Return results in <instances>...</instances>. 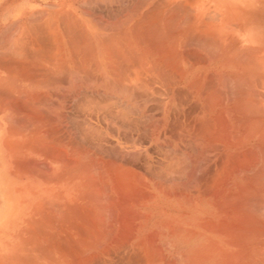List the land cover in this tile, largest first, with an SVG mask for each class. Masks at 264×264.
Listing matches in <instances>:
<instances>
[{
    "label": "bare ground",
    "instance_id": "1",
    "mask_svg": "<svg viewBox=\"0 0 264 264\" xmlns=\"http://www.w3.org/2000/svg\"><path fill=\"white\" fill-rule=\"evenodd\" d=\"M155 1L159 2L160 0L159 1L155 0ZM170 3L167 6L168 9L170 8L169 7ZM172 10H176V9H172ZM170 11L171 10L167 11V13ZM137 12L139 13V11H136V13ZM151 12L152 11L147 10L145 11L144 14L142 13L143 14L142 16H140V14H137L136 16L139 15L140 19L132 23L133 24L132 28L129 23L130 21L127 22L128 26L126 29L128 31L130 29L131 30L133 29L136 30L137 32L130 33V35L133 34L132 37L134 39L132 38L133 40L131 39L132 40L131 42L129 40H127L126 43L124 42L125 45L131 44L130 46L132 47V45L134 46V44H138V42L140 43L139 35L141 34L138 32V29H140V25H139L140 23L138 22L156 19L154 18L156 16L152 17L149 15ZM136 13L134 11L133 14ZM58 14L63 15V13L61 12H59ZM68 15L64 14L61 17L57 15L55 19L56 24H54L55 27L53 28L55 31L52 32L51 36L46 37L47 36L46 35L44 38L46 48L36 49V52L39 51V54L41 53L40 54L41 56L44 53L46 54V56H48L47 53L48 54L51 53L50 54L51 56L53 53L57 55L59 52H66L68 50L74 52L73 54L78 57V58L76 57V59H80V60L82 59V62H84L83 64L81 63V65H75L73 64L74 60L72 59L71 65L64 64L60 66L57 64L59 62L58 59H54L58 62L55 61L56 64L53 66L51 65V67H49L51 71L48 72L49 74H47L49 68H47L45 64L44 65L42 64L40 59L43 60V58L37 53L40 57L37 55H33V57H35L36 60L40 58L39 60H37L38 62H36V60L32 57V55H29L30 57L27 58L29 59V61L31 59V61L33 60L35 61V63H39L38 65L34 64V62L33 63L31 62L33 66L31 63L30 66L29 61L27 63L28 59H26V55H24L25 57L23 56L25 59L24 58L21 59L26 61L25 63H27V65L29 64L28 66L24 65L25 63H22L23 65H14V66L4 65V64L0 65V76H2L3 73L8 75L11 74L12 72H9L11 70L12 71L14 70L15 72L17 71L16 74L20 75L21 72L19 74L18 73L19 71L24 70V68L25 70L30 69L29 71L24 70L22 72L23 77L27 78V80H25L26 83L30 84L28 86H30V88L34 90L28 92V94L30 93L33 94V92H35L34 94L37 93L39 94L37 96H34L33 94L30 97L28 96L24 97L25 96V95L23 96L24 93L20 94L21 91L18 89V87H20L19 84H18L19 86L15 84L18 87L14 86L15 88L18 89L19 94L17 90L16 91L14 89L11 90L10 88L7 89V87L5 86L7 85L8 80L10 81L8 82L10 84L14 81V79L11 78L13 74L10 75V78L8 80H6V78L0 80V93H1L0 95H2V97H0V121L4 122L5 125L8 127V129L5 131V136L2 139V151H1L2 167H3L2 169H3V174L5 176H3V181H2L3 188H1L2 193L0 197L1 198L0 200L2 202L0 204V250H1L0 264H179V263L180 264L181 263L182 264H264V91L261 92L256 91L259 99L252 100L254 98L250 99L249 97V96L252 97L253 94L251 93L255 92L253 86H255L256 81L257 83H259V85H261L258 86L261 87L262 90H264V69H261L264 66L260 64V67H258L257 63L255 64V66H252V64L247 66L240 65L242 68L237 73H234L236 75L231 73L234 76H236L237 80L235 79V82L238 81L240 84L242 83V85H246L247 88H246V92L243 91L244 93L242 92V94H240L242 88H240L239 83L236 82L238 86H234V87L236 88L235 89L236 91L237 89L239 90L240 88V90L236 92V93L240 92L237 94L240 97V98L238 97L240 102L237 106L232 107L230 110L228 109V104H225L224 101H222V104L220 103L221 98H219V101L216 99L217 100L216 102L214 100L215 98H212L214 97L212 96V94L215 95L216 91L212 90L213 91V93L211 94L212 97L209 95V92L204 91V87H202L203 80L209 79L207 80L208 84L214 81L213 80L214 77H211L212 74L209 75L210 72L209 74L207 75L203 74L202 76H201L202 74L201 72V74L197 76L199 77L198 80L196 81L194 80L192 83L187 84L186 88L189 90L192 99L196 101V104L198 106V109L195 108L198 110V112L196 111L197 114L194 113L195 115H193L194 117L193 123H195L194 124L195 126L197 122L198 123L197 126L199 128L197 126H195V128H186V127L181 128L184 125L186 126L185 121H187V119H183L184 125H182L181 123L182 120L180 119L181 121L178 122V127L176 126L178 129L176 131L178 133L177 137L175 135L176 138H174V136L171 133L172 136L170 135L168 136V138H166L169 140L171 139L172 141L176 140V142L170 145L171 147L170 149L171 151H173L174 155L171 154V156H166L162 154L163 157L160 159L161 161L160 167H162L163 172L161 170H160L161 172L160 171L159 172L162 174L164 173L163 175H165V178L164 177L163 178L164 179L169 178V176H171L169 174H173L176 173L177 171H180L178 170L179 167L178 165H180L178 156L180 154L184 156L182 157L183 164L186 165L184 166L182 164L184 167L182 169V172L181 173L177 172L179 174H183L182 179L180 178L181 180L178 179V176L181 177V175L174 174L177 177L172 175L174 179L177 178L176 179L177 181L180 180L179 182L163 184L164 182H166V180L165 181L163 180V182L161 183L155 181L156 179L154 180L152 178L155 176V173L154 171L153 173L150 172L151 165L153 164L152 163L153 160L151 157V153L148 150H144V158L141 161L142 162L141 168L137 169L138 167L135 168L133 165H129V163H127L126 161L125 162L127 163V165H124V162L123 164L118 163L114 159H113L114 161H109L110 158L109 160H104V158H102L104 156L101 157L98 154H93L94 153L93 151H92L93 153L90 152L88 150L89 147L86 148L87 150L84 149L85 148L84 144H83L84 148L83 147L78 148L72 143V139H70L69 137H64L63 135L65 134H63V131L61 132L59 130L60 123L62 121L64 122L66 117L65 114V117L63 118V115L65 113L63 112L64 109L63 103H65V101L69 99V94L71 92L74 93L76 91L74 86V84H76L74 83L75 77L73 79L74 84L72 83L71 80H68L67 78L69 77L71 79L73 75L75 74L78 75L80 72L84 74L86 73L87 70H89V68L86 67L85 65L87 61L91 59L89 57V54L94 53L95 57L92 60H95L96 58L98 60L99 65L95 64L96 66H94L96 70L99 69L104 70L105 71V73L103 72L104 75L109 74L112 78H114L117 76V72H118L117 70H119V68L115 70L116 66L113 64L114 62L113 59L118 61L119 64V59H121L120 56L122 53L124 52L130 53L131 51L132 52L134 51L131 48L129 50L128 49L124 50L125 47L123 49L121 48L116 49L118 47H116L115 49H113L114 47L112 49H109L111 48V46L109 47L105 46L107 44L105 42H104L105 43L104 46L106 48H104L103 46L102 48L104 49H100L99 47L96 49L93 48L91 50L88 46V41L86 40V35L89 33V31H87V34L86 33L79 34L84 38L83 43L77 41L75 38L77 35L74 31V25H73L76 19L74 16L71 15L69 17ZM130 16L132 17L133 15L130 14ZM169 16L171 17H168V15L159 16L157 18V20H159L158 23L159 25L157 24L154 25V23H152L153 25L150 26V28L157 31H155L154 34H152L153 36L148 34L149 35L148 38L144 37L151 41V39L153 38L155 39L154 35L157 32L155 43L158 44L157 47L159 48L152 47V49L149 48L150 50H148L147 47L150 46L147 45V47H145L144 49V47L142 48L141 45L139 44L138 46H140L142 49H139L140 47L137 48V51L138 49L140 50L139 53H142L143 51H144L143 53L148 52L147 60L150 59L153 60V62L151 60L149 62V64L151 62L154 64H150L151 68L150 67L149 68L151 73H149L148 76L151 77L152 76L151 74H153L152 78L155 77L158 80L159 83L158 85L164 87L172 86V85L175 86L183 83L185 80H187L189 76H192L194 74L196 70V64L197 63L199 64L198 60L197 62L196 61L193 63L192 61L190 62L189 58H187V56L184 54V51H182L183 49L181 48L184 38L186 39V41L184 42H187L188 39L186 38L188 32L184 31L182 27V23L186 24V22L183 21L185 20V18L181 17V15H179V17L172 15ZM122 19L124 20L125 16ZM128 19L131 20V18ZM191 19L192 18L190 19L188 18V20ZM55 20H51V21H55ZM71 21L73 23L70 25ZM171 21H176L175 24L174 22H172L174 24L173 26L177 29L178 28L180 29L177 30L174 28L175 32L176 30L178 31L177 33H175L176 36L172 35L174 38L173 40L175 41L172 40L170 35L167 36L166 34V32L168 33L167 30H170ZM59 22L61 23L62 29L63 28L67 29L65 33L58 31ZM189 22L192 23V25L194 24L193 28H196L197 25L199 24V21L197 20H195L194 22L191 21ZM120 23L119 25H122L123 21L122 24ZM45 24L44 26L40 27L43 29L42 32L44 31V29H46L44 27L48 26ZM83 26L84 25L80 27L81 30L87 28ZM75 27L77 26L75 25ZM204 27L205 29L202 28V30L196 28L193 31V28H189V29L192 30V31L190 30L192 34L193 32H195V30L198 31L200 30L202 33L203 32L208 33L207 31L211 30L210 29L211 26L205 24ZM30 28L33 29L32 26H30ZM80 28L78 30H80ZM112 28L114 29V27H111V29ZM143 28L145 30V27H142V29ZM146 28L148 29L149 26H146ZM38 30L39 32H41L39 28ZM113 31L115 32L116 30H112V32ZM200 31L198 36H201ZM15 32H17V30ZM35 32L37 33V31ZM47 32L49 33L50 31ZM43 33L45 35V31ZM171 33L173 34L174 31H172ZM109 35H111V33L108 34V37ZM125 35L127 34L125 33ZM203 35L201 36L202 38ZM36 36L38 37V35ZM150 36L153 38H150ZM198 36L196 37L199 38ZM204 36L205 38H207L206 35ZM65 37L67 38V40H65L66 42H64ZM95 37H97V35ZM115 38L116 37H114L113 39L115 40V42H117L116 40L117 38L116 39ZM121 38L122 39H120V41L123 40V37ZM107 39L108 38H106V40ZM113 39L111 38V40ZM124 39L126 40L128 38L124 37ZM146 39H143L144 42H146ZM211 40H210L211 46L215 51L218 52V55L215 58L217 60H222V64L220 67L231 66L230 63L235 62L236 59H238L236 61L237 62L236 64L238 65L239 63L238 61H241L240 60L241 57L235 56L236 53L233 55L234 56L233 58L231 56L225 55L224 52L227 47L225 41H220L216 43L215 42L216 39H214V41L212 42ZM41 41L38 40L33 41L32 46L33 43L35 42L41 43ZM95 41H97L96 45H98V40ZM108 41H110V39H108ZM120 41L118 40V43ZM170 41L175 42L176 45L175 48L168 50V48H166V45L174 46V43H171ZM45 44L43 43V45ZM59 44L62 45L60 46L61 48L59 47ZM65 44L67 45L70 44L71 46H73V49L69 50L65 48ZM40 45L42 46V44ZM37 46L39 45L37 44ZM74 46L76 48H74ZM192 46H195V44ZM197 46H195V49ZM128 47L129 46H127V48ZM190 47L191 46L189 43V48ZM195 49L190 48V50L193 51ZM24 51L25 50H23V52ZM137 51L135 53H137ZM171 51H174V54H171ZM206 51H204V53ZM233 53L234 52H232V54ZM237 53L241 54V52H237ZM242 54H243L242 57H244V52ZM13 56L14 55H12V57ZM52 56L54 57L55 55ZM69 56H71V54H69ZM127 56L126 57L123 56L122 58H125L127 62L131 61V60H127L130 59V57ZM130 56H132V53H130ZM16 58H13V60ZM141 58L143 57L141 56ZM141 58L138 57L137 60L138 59L140 60L136 62H141V61L143 62L144 58L143 59ZM246 58L247 57H245V60ZM125 59L124 60L121 59L120 61V63L122 64L121 67L124 66L123 69L125 68V65H123L122 60L125 62ZM214 59H212V55H211L210 60H214ZM248 59L249 57L247 58V61ZM259 59L261 60L262 58ZM48 60L49 59H47L46 61ZM92 60L90 61L91 63ZM111 60L113 61L112 64L105 63V61L109 62ZM210 60L207 59V62L206 61L205 62L208 63V61ZM46 61L44 57V62ZM227 61H229V63H227ZM250 61L253 63L256 60L253 61L251 59ZM40 62L42 65L40 64ZM132 62L134 61L132 60ZM144 62L146 61L144 60ZM249 62H246L244 64H247ZM134 63H130V62L127 63L131 67L130 69H133L132 68L133 65L131 66V64ZM147 63L148 62H146V64ZM204 63L203 65H201L202 68H205L207 65H209V64L204 65ZM127 64L126 67H128ZM145 65H143V67ZM256 65L258 68L256 67ZM135 66H137V64H135ZM121 67L120 69H122ZM139 68H138V72H139ZM146 69H144L145 72L140 70V72L144 74L143 80L147 82L148 81L151 82L150 80L151 78L147 80V75H145L148 74L146 73L147 71L149 72V70ZM44 70L46 72H44ZM64 70H67L68 72V74L66 73L68 76L67 78H65L67 79L66 81H68L66 86L67 85L68 86L66 88L62 86L64 87L63 89L65 92H59L61 88L60 87L61 84H59V82L61 81V79L56 80L55 79L56 77L53 79L52 76L51 79H53V81L59 80V82L56 83L54 82V86L52 90H48L47 87H44V84L47 85L46 81L48 79V78L45 79V77H48V75L54 76V74L57 72L58 74H60L59 71L62 73ZM92 71L95 72L94 70ZM120 72L121 70H119V73ZM223 72L218 73L216 75L217 77L215 76L218 79V81L221 80L222 78L228 79L226 78V76L224 75L225 73ZM258 72L261 73L258 74ZM129 73L131 72L127 73L131 77L132 73L131 74ZM139 73L136 79L130 80L129 83H127L126 80L124 81L122 80L123 82L126 81L125 83L127 84H124L123 82L118 83V81H120L123 78L120 79L116 77V80L118 79L120 80L116 82L114 79V83L112 85L123 84L124 85L123 87H126L127 91L130 90L129 92L133 91L134 89L136 90L137 87H142L143 90L146 87L145 86L146 84H144L146 82L141 81L142 77L140 76L139 78ZM58 74H55V76ZM66 74L64 76H66ZM134 74L132 75L135 78L136 74L135 75ZM205 76L206 77L208 76V78L206 79ZM209 76L213 81L210 79ZM15 77L17 76L14 75V78ZM78 77H76V79H78ZM82 78L83 80H85L84 78L86 79L88 78L89 80L91 79V81H93L92 78H89L88 76L87 77L83 76ZM97 79L99 80V78ZM255 79L258 80L254 81ZM21 80L24 79H20V81ZM50 80L48 79V82ZM100 80L99 82L101 83H99L98 81H97L98 84L94 82L93 89H99L103 84H104L103 86H105V83H103L104 81L103 80L100 81ZM53 81L51 80V84L49 85H52ZM108 81H111V79ZM222 81H220L222 86L217 81L216 82L221 87H223ZM232 81L233 80L230 81L227 80V82L224 81V83H231ZM64 82L62 80V82L60 83H64ZM112 82L113 80L110 83ZM216 82L214 83L215 86H217L216 88H218L216 90L219 91L220 89V91L222 92V90L225 88L223 87L222 89L220 86L219 88L218 85H216ZM235 82L233 84H229L230 88L231 86L233 87V85L236 84ZM152 83H157L154 82V78ZM83 85H84L83 88H85V90H87L86 88H90L91 91L93 90L92 87H90V84L89 87L88 84H86V82H84ZM79 86L82 87L81 84ZM148 87H151V84H149ZM209 87L208 89H211ZM5 89L10 92V94H8L9 96L7 97H3L4 95L2 94L3 93L2 91H5ZM113 89H110L109 91L112 92ZM145 89H147V87ZM156 89L157 88L153 89L154 91L152 90L153 93L156 92L155 91ZM167 89L165 91H167ZM231 89L234 90V88ZM116 90L117 92L118 91L124 92V90L121 89L120 90L116 89ZM159 90H157V92ZM181 90L183 91L184 89ZM51 91L54 92L53 95ZM114 91L115 90H113V92ZM149 91L147 90L146 92L150 94ZM174 91L175 90H173V92ZM113 92L112 94L115 93ZM123 92L121 93L122 95H124ZM161 92H163V90H161ZM96 93H100V90H98V92ZM103 93L105 94L104 96H106L107 94L108 99L112 95L105 93V90ZM142 93L143 95L146 94L144 91ZM158 93H160V91ZM102 94L101 95L98 94L97 96L98 97L100 96L99 98H101ZM121 94L119 95L122 97ZM132 94L130 95L131 97L132 96L135 97L137 95L136 94L134 96V94L133 95ZM161 94L163 93H160V95ZM83 95H87V94H83ZM127 95L126 97H128ZM254 95L255 97L257 96L256 94ZM22 96L23 98H21ZM95 96H91V98L89 97L90 99L87 98L88 96H85L86 100H90L89 102L90 106H93L91 105V103L92 104L94 103L95 101L94 99L96 98ZM120 96L117 99H124L121 98ZM79 97L81 98L80 94ZM157 97L158 95L156 96V98ZM136 98H138V96H136L135 99ZM144 98L146 97L144 96ZM91 99H93L94 101L91 102ZM114 99L116 98L114 97ZM168 99L169 98H167V100ZM172 99L174 98L172 97ZM81 101L86 102L82 99ZM81 103L79 104L81 105ZM87 103H83V104L86 105ZM95 103H96L95 105H97L98 103L101 104L98 101H95ZM79 104L78 106H76V108L77 107L79 108ZM99 104L97 106H99ZM184 104L182 103L181 105L183 106ZM165 105L166 106H164V109L172 108V107H168L167 103ZM182 106H180V108ZM191 107L192 106L190 104V108ZM40 108L43 111V113L41 110H39ZM95 108L97 109V107ZM100 108H103V106L99 107V109ZM217 108H221L222 112L217 114L215 112ZM195 109L194 110L191 109V111L195 112ZM64 110L66 111V106ZM92 111H94V109ZM92 111H88V112L84 111L87 114V116L85 117L88 120L87 121L81 120V121H83V123L89 121L88 125L91 126L92 120H94L95 123L93 124L95 125V127L99 128L100 125H98L99 124L98 114L97 112H92ZM77 112L76 114L78 115V113L81 111H79L78 113ZM82 115H78L77 117L79 118V116ZM221 116H223V118L224 116H226L224 118V121L221 118ZM81 118L84 119V116L80 117L79 119ZM226 118L227 120L229 119L228 124L229 121L234 122V124L235 123L237 124V128L236 127L230 128L232 127L230 126L231 124L230 123L227 130L226 129L227 126L225 128V125L222 124V122H225ZM109 119L111 120V118ZM191 122H189L188 124H190ZM179 123H181L182 125L181 127H179ZM112 124L113 123H111V126ZM156 126L154 125V127ZM190 127H193V125L192 126L190 125ZM15 128L16 129L20 128V131H17L19 129L16 130ZM90 131L92 132V130ZM93 132L92 134H94ZM85 133L86 131L84 132V134ZM163 133L165 132L163 131ZM89 135H91V133ZM183 137L189 140L188 141L186 139L187 140L186 143H190V145L189 144L188 145L191 146L188 148L190 150L189 152H184V148L183 151L179 149ZM76 140L78 141L77 138ZM156 140L159 141V139ZM251 141H255V144L252 146L250 145ZM76 142L74 143L76 144ZM111 150L113 149L111 148L110 151ZM177 153L179 155H177ZM99 154H101V152H99ZM120 155L119 157L123 156ZM29 157L38 158V160L35 159V162L33 163L35 165L33 167H31L30 163H28L29 161H27ZM121 159L124 160V158ZM180 161H181V157H180ZM179 168L181 169V167ZM151 174H153L154 176ZM197 174L199 176H196ZM171 177L168 179V182L171 181L172 179ZM151 222L154 229L150 231L151 234H146L148 233L147 229L150 228L149 224ZM166 243L168 244V246L166 245ZM165 245L167 247H165ZM180 248L183 250L180 251Z\"/></svg>",
    "mask_w": 264,
    "mask_h": 264
},
{
    "label": "rangeland",
    "instance_id": "2",
    "mask_svg": "<svg viewBox=\"0 0 264 264\" xmlns=\"http://www.w3.org/2000/svg\"><path fill=\"white\" fill-rule=\"evenodd\" d=\"M104 1L105 0H59V3H58V6H56V7H53V8H46V9H43V11L42 12H39V14H36V16H34V20L35 21H33V20H31V21H25L23 24H21V25H18V24H14V25H11L10 27H9V29L7 28L6 30H5V33H6V35L5 36H0V59L1 58H3V59H1L0 60V62L2 63H0V65H10V66H14V65H23L22 63H25L26 61H24V60H22L25 56L24 55H26V59H28L27 57H30L29 55H32V57H33V55H37V56H39L40 54H39V51L38 52H36V49H41V48H46V44H45V36L46 37H49V36H51V34H52V32H54L55 30L53 29L54 27H55V25L54 24H56L55 22H56V17H57V15L58 16H63L64 14L66 15H68L69 17L72 15V16H74L75 17V19H76V21H74V31H75V33H76V40L77 41H79V42H82L83 43V40H84V38L81 36V35H79V34H81V33H86L87 34V31H89V33L86 35V40L88 41V46H89V48L92 50L93 48L94 49H96V48H99L100 47V49H104V48H106L105 46H111V48H109V49H112L113 47V49H115L116 47H118V48H116V49H123L124 47L126 48H124V50H129L130 48L132 49V50H134L133 52H134V54H133V52L131 51L130 53H132V56H130V53H128V52H124V53H122L121 54V59H125V58H122L123 56H127V57H130V59H127V60H131V61H126V59H125V62L122 60V63H123V65H125V68L123 69V67L124 66H122L121 67V63H120V61H121V59H119V64H118V61H116L115 59H113L114 60V62L111 60V61H105V63H107V64H109V63H111L112 64V62H113V64L116 66V68H115V70L117 69V68H119V70H121V72L119 73V70H117L118 72H117V78H123V79H118V80H120V81H118V80H116V77H114V78H112L109 74H105L104 75V73H105V71L104 70H96V68L94 67V66H96V65H99V63H98V60H97V58L95 59V60H92V59H94V57H95V54L94 53H90L89 54V57L91 58V59H89L88 61H87V63L85 64L86 65V67H88L89 68V70H87L86 71V73H82V72H80L79 74H82L83 76H88L89 78H92V80L93 81H91V79L89 80L88 78L86 79V78H84L85 80H83V76L82 75H77V74H75V75H73L72 77H71V79L68 77L67 78V74H68V72H67V70H64V71H66V72H60L59 71V73L60 74H58V72L57 73H55V74H58V75H56L55 76V74H54V76L53 75H48V77H45V79L46 78H48L49 80L51 79V76H52V78L54 79L55 77V79L57 80V79H61V81L60 82H62V80H63V82L64 81H66L67 79L68 80H71L72 81V83H73V79H74V77H75V79H74V83H76V84H74V86H75V89H76V91L73 93V92H71L70 94H69V99H67V101H65V103H63V105H64V109H65V106H66V111L63 109V112H65L64 113V115H63V118L65 117V114H66V117H65V120H64V122L62 121L63 120V118H62V122L60 123V128H59V130L62 132L63 131V134H65V135H63L64 137H69L70 139H72V143L75 145V146H77L78 148H82L83 147V144H84V149H86V148H88L89 147V151L90 152H92L93 154H98V155H100L101 157L102 156H104V157H102V158H104V160H109V158H110V160L109 161H116V162H118V163H122L123 164V162H124V165H127V163H129V165H133L135 168L136 167H138L137 169H139V168H141V161L143 160V158H144V150H148L150 153H151V157H152V160H153V164L151 165V173H153V171H154V173H155V176L153 175V174H151V175H153L154 177H152L155 181H158V182H163V180L165 181L166 180V182H164L163 184H169V183H177V182H179L181 179H182V177H183V174H179V173H177V172H182V169L184 168L183 167V158L182 157H184V156H182L181 154V156L177 153V155H179L178 156V159H179V163H180V165H178L179 167H181V169L178 167V170H180V171H177L176 173H173V174H169V175H173V176H175V177H177L176 175H174V174H179V175H181V177L180 176H178V179H180V180H176V179H174V177L172 176H169V178L171 177L172 179H171V181L170 182H168V179L169 178H166V179H164L165 178V175H163L162 173H160L163 169H162V167H160V164H161V161H160V159L163 157V155H166V156H171V154L172 155H174V153H173V151H171V147H170V145H172V143H174V142H176V140H169V139H166V138H168V136H170L171 135V133H172V135L174 136V138H176L177 137V135H178V133L176 132L178 129H177V127H178V122H180L181 120V123H182V125H184V120L183 119H187V121H185V124H186V126L184 125V126H182L181 125V123H179V127H181V128H184V127H186V128H195V126H197V122H196V125L194 126V124L195 123H193L194 122V117H193V115H195V114H197L196 113V111L198 112V106H197V104H196V101L194 100V99H192V96H191V93L189 92V90L186 88V86H187V84H189V83H192L194 80L196 81V80H198L199 79V77H197V76H199L200 74H201V72H202V74H201V76L203 75V74H209V72H210V74L209 75H211L212 74V76L211 77H214V81L211 79V77H210V79L213 81V82H211V83H209L208 84V82H207V80H209V79H207L208 78V76L206 77L205 76V78L207 79V80H205L206 82H207V84H206V82L203 80V84H202V87H204V91H206V92H209V95L211 96V94L213 93V91L212 90H214V91H216V94L215 95H213L212 94V96H214V97H212V98H215L214 100H215V102L218 100L219 101V98H221L220 99V103L222 104V101H224L225 102V104H228V109L230 110L232 107H234V106H237L238 104H239V102H240V100H239V95H237L238 93H240V94H242V92L244 91V92H246V88H247V86L246 85H242V83L240 84L238 81H236V82H238L239 83V87L240 88H242L241 89V91L240 92H238V93H236L237 91H239L240 90V88H239V90L237 89V91L235 90L236 88L234 87V86H238V84L235 82V79H236V76H234V75H236V74H234V73H237L239 70H241V66L240 65H243V66H247V65H251L252 64V66H255V64L257 63L258 64V67H260V64L261 65H263L264 66V0H169V1H167V0H158L159 2H157V1H155V0H151V1H154L153 3H149L148 5H147V3H142V2H144V1H147V0H135L136 2H138V5H137V8H138V11H139V14H140V16H142L144 13H145V11H147V10H149V11H152V12H154V13H150L149 15L150 16H152V17H154V16H156V17H154V18H156V19H153V20H149V21H139L138 23H140L139 25H140V29H138V32L142 35V37H141V35H139V40H140V43L138 42V44L139 45H141V47L143 48L144 47V49H145V47H147V45L148 46H150V47H147L148 48V50H150V49H152V47H154V48H159V47H157L158 46V44L157 43H155V39H156V35H157V32L155 33V35H154V37H155V39L153 38V37H151V36H153L152 34H154V32L155 31H157V30H154V29H152V28H150V26L151 25H153L152 23H154V25L155 24H157V25H159L158 23H159V20H157V18L159 17V16H167L168 15V17H171V16H169V15H172V16H178L179 17V15H181V17H184L185 18V20H183L184 22H186V24H184V23H182V27H183V29H184V31H186V32H188V34H187V37L186 38H188L187 39V42L189 41V39H190V41L187 43V42H184V41H186V39L184 38V41H183V44L180 46L183 50L182 51H184V54L187 56V58H189V61L191 62L192 61V63L193 62H197V60H198V62H199V64L197 65L196 64V70H195V72H194V74L192 75V76H189L188 78H187V80H185L183 83H181V84H179V85H172V86H166V87H164V86H159L158 84V80L155 78V77H153L154 78V82H157V83H152L153 82V78H152V76H153V74H151L152 76L151 77H149L148 75H149V73H151V71H150V68H151V66H150V64H154V63H152L153 62V60H151L152 62L149 64V62H150V60H147V55H148V52L145 54V53H143L142 51V53H139V49H142L140 46H138V44H134V46L132 45V47L130 46L131 44H129V45H125V43H126V41L127 40H129L130 42L134 39L133 37H131L130 35H128V34H130V30L128 31L126 28H122V25H119V23H120V21H118V20H115V18L117 17V16H119L121 13H123V12H130V10L131 9H134L136 6H131V5H108V4H105L104 3ZM148 1H150V0H148ZM174 1V2H173ZM156 2V3H155ZM171 2V3H170ZM170 3V5H169V7L171 8H169L168 9V4ZM144 5H146V6H144ZM179 5H180V7H179ZM143 6V7H142ZM172 6V7H171ZM182 6H183V9H182ZM143 8V9H142ZM184 8H187V9H184ZM160 9V10H159ZM172 9H176V10H178V11H176V10H172ZM182 10V11H180V10ZM85 10V11H84ZM141 10V11H140ZM169 10H171L170 12H168L167 13V11H169ZM184 10V11H183ZM81 11V12H80ZM193 11V12H192ZM59 12H61V13H63V15H59L58 13ZM68 12V13H67ZM85 12V13H84ZM87 12V13H86ZM176 12H178V13H176ZM143 13V14H142ZM171 13V14H170ZM42 14V15H41ZM74 14V15H73ZM217 16V17H216ZM52 17V18H51ZM188 18L190 19V18H192L191 20H188ZM42 19V20H41ZM50 21H49V20ZM83 19V20H82ZM88 19V20H87ZM51 20H55V21H51ZM79 20V21H78ZM87 20V21H86ZM187 20V21H186ZM195 20H197V21H199V24L197 25V29H201L202 30V28L203 29H205V24L206 25H208V26H211V30L210 31H207L208 33H206V32H201L200 30V35L202 36L204 33H206V34H204V35H206L207 36V38H205V36L203 35V38L201 37V36H198V34H199V31L198 30H195V32H193V34H192V32H190V30L191 29H189V28H193L194 27V24L192 25V23H190L189 21H191V22H194ZM43 23H42V22ZM44 21H45V23H44ZM182 21V22H183ZM52 22V23H51ZM81 22V23H80ZM172 22H174V24H175V22L176 21H171V23H170V30H172V31H174V33L172 34L171 32L172 31H170V30H167L168 31V33L166 32V34H167V36L168 35H170L171 36V38H172V40L174 39L173 38V36H176L175 35V33H177L178 31V29L177 28H175L173 25V23ZM188 22V23H187ZM33 23H35V24H33ZM49 23V24H48ZM73 22L71 21V23H70V25L72 24ZM131 23V22H130ZM134 23V22H133ZM150 23V24H149ZM38 24V25H37ZM44 24L45 25H48L47 27H44V28H46V29H44V31H45V35H44V31L42 32V28H40V27H42V26H44ZM54 25V26H51V25ZM100 24V25H99ZM120 24H122V22L120 23ZM148 24V25H147ZM171 24H172V26H171ZM190 24V25H189ZM17 25V26H16ZM27 25V26H26ZM37 25V26H36ZM75 25L77 26V27H75ZM82 25H84L83 27H87V28H85V29H83V30H81V28L80 27H82ZM86 25V26H85ZM14 26V27H13ZM29 26V27H28ZM30 26H32L33 27V29H31L30 28ZM96 26V27H95ZM146 26H149V28L147 29L146 28ZM29 29H28V28ZM36 27H38L40 30H41V32L43 33H41V32H39V30H38V28H36ZM94 27V28H93ZM100 27H102V28H100ZM111 27H114V29L112 28L111 29ZM142 27H145V30H144V28L142 29ZM182 27H181V29H182ZM186 27V28H185ZM15 28H16V30H17V32H15L16 30H15ZM50 28V29H49ZM73 28V27H72ZM80 28V30H78ZM96 28H97V30H96ZM104 28V29H103ZM109 28V29H108ZM117 28V29H116ZM119 28V29H118ZM177 29L176 30V32H175V29ZM196 28H193V31H194V29H196ZM14 31H13V30ZM23 29V30H22ZM53 29V30H52ZM77 29V30H76ZM90 29V30H89ZM94 29V30H93ZM104 31H103V30ZM11 30V31H10ZM64 30V31H63ZM66 30L67 29H62V26H61V23L59 22V27H58V31L59 32H62V33H65L66 32ZM85 30V31H84ZM112 30H116L114 33L112 32ZM180 30V29H179ZM35 31H37V33L35 32ZM47 31H50L49 33L47 32ZM80 31V32H79ZM103 33H102V32ZM119 33H118V32ZM121 31V32H120ZM125 31V32H124ZM152 31H153V33H152ZM170 31V32H169ZM192 31V30H191ZM198 31V32H197ZM12 32V33H11ZM39 32V33H38ZM79 32V33H78ZM96 32V33H95ZM117 32V33H116ZM133 33H135V32H137L136 30H133L132 31ZM196 32H197V34H196ZM23 35H22V34ZM46 33H48V34H46ZM78 33V34H77ZM99 33V34H98ZM106 33H108V34H110L111 33V35H109V37H108V34H106ZM125 33L127 34V35H125ZM151 33V34H150ZM196 35H195V34ZM40 34H42V35H40ZM118 34V35H117ZM151 35L150 36V38H153V39H151V41L150 40H148V39H146V38H148L149 37V35ZM207 34H209V35H207ZM211 34V35H210ZM22 37H20V36ZM29 35V36H28ZM36 35H38V37L36 36ZM93 35V36H92ZM97 35V37H95V36ZM125 35V36H124ZM173 35V36H172ZM9 36V37H8ZM25 36V37H24ZM129 36V37H128ZM189 36V37H188ZM194 36V37H193ZM196 36H198L199 38H197ZM208 36H209V38H208ZM95 38V40H98V45H96L97 44V41H95L94 40V38ZM113 39L114 37H116L115 39L117 40V42H115V40L113 39V40H111V38ZM119 37V38H118ZM121 37H123V40H121V41H123V42H121L120 41V39H122ZM124 37H126V38H128V39H124ZM144 37H146V38H144ZM196 37V38H195ZM213 37V38H212ZM20 38H21V40H20ZM40 38V39H39ZM42 38V39H41ZM102 38V39H101ZM106 38H108V39H110V41H108V39L106 40ZM133 38V39H132ZM223 38V39H222ZM25 39V40H24ZM30 39V40H29ZM44 39V40H43ZM92 39V40H91ZM105 41H104V40ZM132 39V40H131ZM136 39V38H135ZM143 39H146V42H144V40ZM193 39V40H192ZM211 39H213V40H211ZM214 39H216L215 40V42L217 43V42H220V41H225V43L227 44V47H226V50H225V55L226 56H231L232 58L234 57L233 55L235 54V56H238V57H241V58H243L244 60H245V57H249V59H248V61H247V58H246V60L244 61L243 59H241L240 58V60L241 61H238L239 63H238V65L236 64L237 62V60L238 59H236L235 60V62H231L230 63V65L231 66H227V67H220L221 66V64H222V60H217L215 57L218 55V52L217 51H215L214 49H213V47L211 46V43H210V40H211V42L212 41H214ZM219 39V40H218ZM221 39V40H220ZM20 40V41H19ZM41 41V43L39 42H35V43H33V46H32V42L33 41ZM65 40H67V38L65 37L64 38V42H66ZM91 40V41H90ZM118 40L121 42H119L118 43ZM192 40V41H191ZM3 41V42H2ZM13 41V42H12ZM102 41V42H101ZM173 41H175V40H173ZM173 41H170L171 43H174V46L173 45H166V48H168V50L169 49H173V48H175V42H173ZM7 42V43H6ZM22 42V43H21ZM25 44H24V43ZM45 44V45H43V43ZM93 42V43H92ZM107 43L106 45H105V43ZM125 42V43H124ZM144 44H143V43ZM151 42H152V44H151ZM169 42V43H170ZM203 42V43H202ZM76 43V42H75ZM93 45H92V44ZM101 43V44H100ZM112 43V44H111ZM117 43V44H116ZM189 43H190V48H193V49H195V46H197L196 47V49L193 51V50H190V48H189ZM11 44H13V45H11ZM37 44L39 45V46H37ZM40 44H42V46L40 45ZM155 44V45H154ZM195 44V46H192V45H194ZM3 45V46H2ZM5 45V46H4ZM16 45V46H15ZM26 45V46H25ZM101 45V46H100ZM105 45V46H104ZM137 47H136V46ZM8 46V47H7ZM15 46V47H14ZM23 46V47H22ZM60 46H62L61 44H59V47ZM64 46V45H63ZM77 46V45H76ZM80 46H82V45H80ZM87 46V47H88ZM104 46V48H102ZM127 46H129L128 48H127ZM188 46V47H187ZM199 46H200V49H199ZM5 47V48H4ZM10 47V48H9ZM14 47V48H13ZM24 47H25V49H24ZM49 47V46H48ZM107 47V48H108ZM140 47V48H139ZM7 48V49H6ZM33 48V49H32ZM35 48V49H34ZM61 48V47H60ZM65 48H67V49H69V50H71V49H73V46H71L70 44H65ZM74 48H76L75 46H74ZM137 48H139L138 49V51H137ZM150 48V49H149ZM160 48H161V46H160ZM189 48V49H188ZM234 48V49H233ZM9 49V50H8ZM11 49V50H10ZM16 49V50H15ZM20 49V50H19ZM30 49H32V50H30ZM188 49V50H187ZM233 49V50H232ZM237 49V50H236ZM244 51H243V50ZM4 50V51H3ZM22 50V51H21ZM23 50H25L24 52H23ZM137 51V53H135L136 51ZM201 51V52H199V51ZM207 50V51H206ZM208 50H209V52H208ZM240 50V51H239ZM16 51V52H15ZM204 51H206V52H208V53H204ZM241 52V54L239 55L237 52ZM15 52V53H14ZM232 52H234L233 54H232ZM244 52V57H242V53ZM39 55H38V54ZM67 53V54H66ZM74 52H71V51H66V52H59L57 55L55 54V53H53L52 55H55L54 57L52 56H50V54L51 53H47V55L48 56H46V54L43 56H41L42 58H43V60H41L40 58V61L42 62V64L44 65L45 64V66H47V68H49V67H51V65L53 66V65H55L56 64V62H58L57 64L58 65H60V66H62V65H66V64H68V65H71L72 64V62H71V60L73 59L74 61H73V64H75V65H81V63L83 64L84 62H82V59L80 60V59H76V57L77 56H75L74 54H73ZM210 53V54H209ZM249 53V54H248ZM16 54V55H15ZM20 54H23V55H20ZM69 54H71V56H69ZM73 54V55H72ZM136 54V55H135ZM144 54V55H143ZM171 54H174V51H171ZM176 54V53H175ZM12 55H14L13 57H12ZM19 55V56H18ZM65 55V56H64ZM211 55H212V59H214V60H210V58H211ZM247 55V56H246ZM2 56V57H1ZM6 58H5V57ZM18 56V57H17ZM24 56V57H23ZM36 56V57H37ZM39 56V57H40ZM50 56V57H49ZM57 56V57H56ZM72 56H75V57H72ZM92 56V57H91ZM141 56L144 58V60L146 61V62H148L147 64H146V62H144V60H143V62L141 61V62H136V61H139L140 59H138L137 60V58L139 57V58H141ZM145 56H146V58H145ZM194 56H195V58H194ZM207 56V57H206ZM210 56V57H209ZM225 56V57H226ZM17 57V58H16ZM31 57V58H32ZM44 57H45V61L47 60V59H49L48 61H46V62H44ZM133 57V58H132ZM214 57V58H213ZM238 57H236V58H238ZM251 57V58H250ZM254 57V58H253ZM13 58H16V59H14L13 60ZM22 58V59H21ZM34 59H35V57H33ZM38 58V57H37ZM52 58V59H51ZM78 58V57H77ZM134 58H136V59H134ZM143 58H141V59H143ZM259 58H262L261 60L259 59ZM25 59V58H24ZM39 59H37V60H39ZM54 59H58V61H56V60H54ZM61 59H64V60H61ZM66 59H68V60H66ZM149 59V58H148ZM207 59H209L210 61H208V63H206L207 62ZM253 60V61H255V62H251L250 60ZM257 59H259V60H257ZM36 60V59H35ZM36 60V62H38ZM53 60V61H52ZM66 60V61H65ZM92 60V63L90 62ZM97 60V61H96ZM118 60V59H117ZM132 60L134 61V62H136V63H134V62H132ZM203 60V61H202ZM231 60V59H230ZM243 60V61H242ZM20 61V62H19ZM22 61V62H21ZM28 61H29V59L27 60V63H28ZM52 61V62H51ZM56 61V62H55ZM77 61H78V63H77ZM116 61V62H115ZM206 61V62H205ZM250 61V62H249ZM33 63L34 62V64H36V65H38L39 63H35V61H31V59H30V61H29V64L30 63ZM41 62H40V64H41ZM50 63V64H48V63ZM55 62V63H54ZM65 62V63H64ZM66 62H68V63H66ZM77 64H76V63ZM134 63V64H131V66L133 65L134 67H137V68H134L133 66H132V68L133 69H130L131 67L129 66V64H127V63ZM205 62V63H204ZM226 62V61H225ZM224 62V63H225ZM246 62H249V63H247V64H244V63H246ZM6 63H8V64H6ZM19 63V64H18ZM21 63V64H20ZM27 63H25L24 65H26V66H28L27 65ZM31 63V64H32ZM172 63V62H171ZM203 63H204V65L205 64H209V65H207L205 68H202V66L201 65H203ZM227 63H229V61H227ZM31 64H30V66H31ZM41 64V65H42ZM93 64V65H92ZM96 64V65H95ZM106 64V65H107ZM126 64H127V66L128 67H126ZM135 64H137V66H135ZM146 64V65H145ZM91 65V66H90ZM143 65H145V66H147V67H143ZM32 66H33V64H32ZM94 68H93V67ZM199 66H201V67H199ZM120 67L122 68V69H120ZM140 67V68H139ZM150 67V68H149ZM199 67V68H198ZM256 67H257V65H256ZM257 67V68H258ZM26 68H28V67H26ZM129 68V69H128ZM138 68H139V72H140V70L141 71H143V72H145V70L144 69H148L149 70V72L147 71L146 73H148V74H145V75H147V80H149V78H151L150 80H151V82L150 81H144L143 80V77H144V74L143 73H139L138 72ZM198 68V69H197ZM218 68V69H217ZM227 68H229V69H227ZM143 69V70H142ZM146 69V70H147ZM199 69H200V71H199ZM223 69V70H222ZM225 69H226V71H225ZM261 69H264V67L263 68H261ZM24 70H25V68H24ZM24 70H22V71H19L18 73L20 74V72H21V74L20 75H18V74H16V72L14 71H9V72H12L11 74H2V76H0V80H2V79H5L6 78V80H8L9 78H10V75H12L11 76V78H13L14 79V81L10 84V83H8V82H10L9 80H8V82H7V85L5 86V87H7V89H14L15 91L17 90V92H18V94H19V91H18V89L21 91L20 92V94H23V96L24 97H26V96H28V97H30L31 95H33L35 92H33V94H28V92H31L33 89H31L30 88V86H28V85H30V84H28V83H26V81L25 80H27V78L26 77H23V71ZM28 69H26L25 71H27ZM30 70V69H29ZM28 70V71H29ZM33 70V69H32ZM31 70V71H32ZM48 70V69H47ZM92 70H94L95 72H93ZM125 71V72H123V71ZM131 70H133V71H131ZM198 70V71H197ZM209 70V71H208ZM216 70V71H215ZM230 72H228V71ZM51 70H50V68H49V71H47V74H49L48 72H50ZM52 71H53V69H52ZM90 71H92V72H90ZM107 71V70H106ZM224 71V72H223ZM260 71H262V70H260ZM44 72H46L45 70H44ZM89 73V75H88V73ZM98 72V73H97ZM103 73V75H102V73ZM128 72H131L132 74H136V76H135V78H134V76L131 74V73H129V74H131V77H130V75H128L127 73ZM212 72V73H211ZM214 72V73H213ZM217 72V73H216ZM225 73L224 75L226 76V78H228V79H225V78H222L221 80H219L218 81V79L216 78L217 76V74L218 73ZM67 73V74H66ZM91 73V74H90ZM119 73V74H118ZM138 73H139V78H140V76L142 77L141 79V81H144V82H146V83H144V84H146L145 86L147 87V89H143L142 90V87H137V91L134 89L133 91H131V92H129L130 90H128L127 91V89H126V87H123L124 85L123 84H118V83H121V82H123L124 80H126L127 81V83H129V81L130 80H135L136 79V77L138 76ZM197 73V74H196ZM231 73H233V74H231ZM261 73V72H260ZM259 72H258V74H260ZM66 74V76H64ZM93 74V75H92ZM124 74V75H123ZM134 74V75H135ZM141 74V75H140ZM195 74H196V76H195ZM14 75H16L17 77H15L14 78ZM100 75H102V76H100ZM109 75V76H108ZM119 75V76H118ZM230 77H229V76ZM9 76V77H8ZM19 76V77H18ZM57 76H59V77H61V78H59V77H57ZM79 76V77H78ZM82 76V77H81ZM94 76V77H93ZM98 76V77H97ZM133 76V77H132ZM195 76V77H194ZM201 76H200V78H201ZM216 76V77H215ZM224 76V77H225ZM22 77V78H21ZM76 77H78V79H76ZM99 78V80H100V77H101V80H103L104 82L103 83H105V86H101L99 89H93V84H94V82L95 83H97V81L99 82V80L97 79V78ZM129 77V78H128ZM232 77V78H231ZM233 77H235V78H233ZM62 78H67V79H62ZM96 78V79H95ZM103 78V79H102ZM105 78H106V80H105ZM145 78H146V76H145ZM144 78V79H145ZM216 78V79H215ZM18 79V80H17ZM20 79H24V80H21L20 81ZM48 79H47V81H46V84L47 85H45L44 84V87H47V89L48 90H52L53 89V86H54V82L56 83V82H59V80L58 81H56V80H54L53 81V79H51L53 82H52V85H49V84H51V80L48 82ZM79 79H81V80H79ZM111 79V81L113 80V82L112 83H110L111 81H108V80H110ZM114 79H115V81L117 82L118 81V83H116V84H118V85H112L113 83H114ZM17 80V81H16ZM96 80V81H95ZM100 80V81H101ZM123 80V81H122ZM146 80V79H145ZM210 80V81H211ZM223 80V81H222ZM227 80L228 81H230V80H233L231 83H224V81H226L227 82ZM237 80V79H236ZM256 80H258V79H255L254 81H256ZM87 81H88V83H87ZM125 81V82H126ZM187 81V82H186ZM189 81V82H188ZM209 81V82H210ZM221 85V83H220V81H222L223 82V87L226 89H223V87H221L217 82ZM48 82V83H47ZM59 82V84H61L60 85V90H59V92H65L64 91V87L66 88L67 86H66V84L68 83V81H66V82H64V83H60ZM84 82H86V84H88V87H89V84H90V87H92V91L90 90V88H86L87 90H85V88H83V83ZM93 82V83H92ZM107 82V83H106ZM125 82H123L124 84H127V83H125ZM216 82V85H218V87L220 86L223 90H222V92L220 91V89H219V91L218 90H216V89H218V88H216L217 86H215V83ZM236 83L235 85H233V87L231 86V88H234V90H235V92H234V90L233 89H231L230 88V85L229 84H233V83ZM259 82V81H258ZM99 83H101V82H99ZM147 83H148V85L149 84H151V87L153 88V89H155V88H157L155 91V93H153V89L151 88V87H148V85H147ZM205 83V84H204ZM256 83H257V81H256ZM255 83V86H253V88H254V91L256 92H261V91H264V90H262L261 89V87H259V86H261V85H259V83H257L256 84ZM9 84V85H8ZM20 85V87H18V86H16V85ZM22 84H23V86H22ZM62 84H64V85H62ZM82 85V87L81 86H79V85ZM98 84V83H97ZM153 84V85H152ZM156 84V85H155ZM213 86H211V85ZM214 84V85H213ZM159 87H158V86ZM183 85V86H182ZM185 85V86H184ZM205 85H209L208 87L209 88H211V89H208V87L207 86H205ZM224 85H226V86H224ZM229 85V86H228ZM259 85V86H258ZM18 87V89L17 88H15V87ZM29 88H28V87ZM62 86H64V87H62ZM119 86H121V87H119ZM174 86V87H173ZM246 86V87H245ZM24 87V88H23ZM52 87V88H51ZM113 87H114V89H113ZM117 87V88H116ZM167 87H168V89H167ZM171 87V88H170ZM219 87V88H220ZM227 87H228V89H227ZM148 88H150V89H148ZM175 88V89H174ZM180 88V89H179ZM21 89H23V90H21ZM25 89V90H24ZM63 89V90H62ZM83 89V90H82ZM89 89V90H88ZM103 89V90H102ZM110 89H113V90H115L114 92L116 93L117 92V90L116 89H118V90H124V92H123V94L125 95H122L121 93V91L119 92H117L118 93V96H117V93L115 94L114 92H113V90H112V92L114 93V94H112V92L111 91H109ZM160 89V90H159ZM167 89V91H165ZM181 89H184L183 91L181 90ZM208 89V90H207ZM231 91H230V90ZM78 90V91H77ZM96 90V91H95ZM98 90H100V93H96V92H98ZM104 90H105V93H108V94H112L111 95V97H109V99H108V97H107V94H106V96H104L105 94L103 93L104 92ZM142 90V91H141ZM149 91V93L151 94H148V92H146V91ZM153 90V91H152ZM157 90H159L160 91V93H163V94H161L162 95V97H161V95H160V93H158L157 92ZM161 90H163V92H161ZM173 90H175L174 92H173ZM181 90V91H180ZM228 90V91H227ZM6 91V92H5ZM5 91H2L3 93V97H7V96H9L8 94H10V92L8 91V90H6L5 89ZM26 91V92H25ZM34 91V90H33ZM103 91V92H102ZM127 91V92H126ZM140 91V92H139ZM145 92L144 94L145 95H143V93L142 92ZM212 91V92H211ZM218 91V92H217ZM223 91H224V93L226 92L227 93V95H226V93H225V95H224V93H223ZM230 91V92H229ZM233 91V92H232ZM9 92V93H8ZM133 92H136V93H133ZM139 92V93H138ZM171 92H173V93H171ZM179 92V93H178ZM181 92V93H180ZM211 92V93H210ZM220 92V93H219ZM229 92V93H228ZM243 92V93H244ZM255 92H253V93H251V94H253L252 95V97L251 96H249L250 97V99L251 98H254V99H252V100H256V99H259L258 98V94H257V92L255 93ZM5 93H6V95H5ZM51 93H52V95L54 94V92H52L51 91ZM82 93V94H81ZM103 93V94H102ZM128 95H127V94ZM130 93V94H129ZM134 94V96L136 95V96H138V98H136L135 99V97H131L130 95L131 94ZM142 93V94H141ZM222 93V94H221ZM231 93V94H230ZM234 93V94H233ZM236 93V94H235ZM1 94V93H0ZM79 94H80V96H81V98L79 97ZM83 94H87V95H83ZM93 94H95V95H93ZM98 94H102V96H101V98H99L97 95ZM119 94H121L122 95V97L119 95ZM132 94V95H133ZM139 94H141V95H139ZM154 94H156V95H154ZM176 94V95H175ZM254 94H256L257 96L255 97V95ZM37 95H39L38 93L37 94H34V96H37ZM126 95L128 96V97H126ZM149 95V96H148ZM158 95V97L156 98V96ZM164 95V96H163ZM167 95V96H166ZM177 96V97H175V96ZM231 95V96H230ZM21 96V95H20ZM23 96L21 97V98H23ZM85 96H88L87 98H91V96H95L96 98L94 99L95 101H98V102H100L101 104H99V106H97V105H95L96 103H95V101L93 100V99H91V102L92 101H94V103L92 104L91 103V105H93V106H95V107H97V109L95 108V107H93V106H90V100H86L85 99ZM109 96V95H108ZM121 97V98H124V99H117L118 97ZM144 96L147 98V96H148V100L149 99H151V100H147L146 98H144ZM166 96V97H165ZM170 96H172L174 99H172V97H170ZM229 98H228V97ZM234 96V97H233ZM0 97H2V95H0ZM75 97H79L78 99L77 98H75ZM114 97L116 98V99H114ZM218 97V98H217ZM223 97H225V98H223ZM228 99H227V98ZM235 97H237V98H235ZM239 97V98H238ZM89 98V99H90ZM93 98V97H92ZM112 98V99H111ZM130 98V99H129ZM155 98H156V100H155ZM165 98H166V100H165ZM167 98H169L168 100H167ZM81 99L82 100H84V101H86V102H82L81 101ZM188 99V100H187ZM217 99V100H216ZM223 99V100H222ZM226 101H225V100ZM72 100V101H71ZM129 100V101H128ZM131 100V101H130ZM173 100H175V101H173ZM230 100V101H229ZM87 101H88V103H87ZM118 101V102H117ZM125 101V102H124ZM157 101H159V102H157ZM171 101H173V102H171ZM82 102V103H81ZM116 102V103H115ZM120 102V103H119ZM169 102V103H168ZM184 104L185 102V104L182 106L181 104L182 103ZM189 102V103H188ZM191 102H193V103H191ZM224 102H223V104H224ZM236 102V103H235ZM238 102V103H237ZM79 103H81V105L79 104ZM83 103H87L86 105H88V106H86L85 104H83ZM102 103H103V105H102ZM168 104L167 106L168 107H172V108H165L164 109V106H166L165 104ZM174 105H173V104ZM181 103V104H180ZM230 103V104H229ZM233 103V104H232ZM235 103V104H234ZM78 104H79V108L77 107L76 108V106H78ZM128 104V105H127ZM170 104H172V105H170ZM190 104H191V108H190ZM69 105V106H68ZM86 107H85V106ZM113 105V106H112ZM139 105H141V106H139ZM179 105V106H178ZM185 105H187V106H185ZM90 106V107H89ZM101 106H103V108H100L99 109V107H101ZM112 106V107H111ZM180 106H182L181 108H180ZM229 106H231V107H229ZM69 109H68V108ZM81 107V108H80ZM94 109V111H92L93 109ZM152 107V108H151ZM188 107V108H187ZM71 108V109H70ZM110 110H109V109ZM195 108H197V109H195ZM78 109H81V110H78ZM83 109H84V111L86 112H88V111H92V112H97V114H98V121H99V124L98 125H100V127L98 128V127H95V125L93 124V123H95V121L94 120H92V123H91V126L90 125H88V122H86V123H83V121H81V120H84V121H87L88 119L85 117V116H87V114L83 111ZM92 109V110H91ZM108 109V110H107ZM135 111H134V110ZM151 109V110H150ZM191 109H195V112L194 111H191ZM39 110H41V108L39 109ZM98 110V111H97ZM167 110V111H166ZM219 110V111H218ZM42 111V110H41ZM41 111H39V112H41ZM79 111H81V112H78ZM82 111H83V113H82ZM102 111V112H101ZM133 111H134V113H133ZM161 111V112H160ZM190 111H191V113H190ZM76 112L78 113V115H82V116H79V118L80 117H83L84 116V119H79L77 116V114H76ZM217 114L218 113H220V112H222V109L221 108H217L216 109V111H215ZM42 113H43V111H42ZM103 113V114H102ZM112 113V114H111ZM169 113V114H168ZM181 113V114H180ZM195 113V114H194ZM85 114V115H84ZM161 114V115H160ZM183 114V115H182ZM192 114V115H191ZM77 115V116H76ZM119 115V116H118ZM167 115V116H166ZM224 115H225V113H224ZM75 116H76V118H75ZM110 116V117H109ZM118 116V117H117ZM182 116H183V118H182ZM103 117V118H102ZM107 117V118H106ZM115 117V118H114ZM120 117V118H119ZM167 118V120H166V118ZM226 116H224V118H225ZM23 118V117H22ZM21 118V119H22ZM109 118H111V120L109 119ZM112 118H113V120H112ZM122 118V119H121ZM221 118L223 119V121H224V118H223V116H221ZM115 119V120H114ZM117 119V120H116ZM135 121H134V120ZM161 119V120H160ZM163 119V120H162ZM166 121H165V120ZM181 119V120H180ZM192 119V120H191ZM192 122H191V121ZM229 120V119H228ZM228 120H227V118H226V120H225V122H222V124L223 125H225V128H226V126H227V130H228V127H229V124H230V126H232V127H230V128H233V127H236L237 128V124H236V126H235V124H234V122H231V121H229V124H228ZM94 121V122H93ZM108 121V122H107ZM143 121V122H142ZM147 121V122H146ZM163 121V122H162ZM227 121V122H226ZM115 122V123H114ZM136 122V123H135ZM189 122H191L190 124H188ZM63 123H65V124H63ZM67 123V124H66ZM83 123V124H82ZM110 123V124H109ZM111 123H113L112 124V126H111ZM158 123V124H157ZM82 124V125H81ZM87 124V125H86ZM90 124V123H89ZM93 124V125H92ZM129 124V125H128ZM132 124V125H131ZM32 125V124H31ZM84 125V126H83ZM116 125H118V126H116ZM154 125L156 126V127H154ZM187 125H189V126H187ZM190 125L192 126L193 125V127H190ZM83 126V127H82ZM134 126V127H133ZM140 126V127H139ZM177 126V127H176ZM88 127H90V128H88ZM92 127V128H91ZM115 127V128H114ZM125 128V129H123V128ZM198 127V126H197ZM88 129V131H87V129ZM119 128V129H118ZM134 128V129H133ZM154 128H155V130H154ZM162 130H161V129ZM176 128V129H175ZM199 128V127H198ZM223 128H224V126H223ZM8 129V127L5 125V123L4 122H2V121H0V197H1V191H2V189L1 188H3L2 187V181H3V176H5L4 174H3V167H2V154H1V151H2V139H3V137L5 136V131ZM16 129V128H15ZM17 129H19V130H17ZM16 130L17 131H20V128H17ZM83 129H85V130H83ZM108 129V130H107ZM143 129V130H142ZM151 129H153V130H151ZM160 129V130H159ZM90 130H92V132L94 133V134H92V132L90 131ZM98 130V131H97ZM110 130V131H109ZM113 130H115V131H113ZM131 130V131H130ZM141 130V131H140ZM64 131H65V133H64ZM86 131V133L85 134H87V135H85L84 134V132ZM95 131H96V133H95ZM127 131V132H126ZM146 131V132H145ZM151 131V132H150ZM159 131H161V132H159ZM163 131L165 132V133H163ZM113 132H115V133H113ZM149 132V133H148ZM67 133V134H66ZM91 133V135H89V134ZM114 135H113V134ZM125 133V134H124ZM69 134V135H68ZM71 134V135H70ZM127 134V135H126ZM149 134V135H148ZM156 134V135H155ZM161 134V135H160ZM98 135H100V136H98ZM156 136V138H155V136ZM166 137H165V136ZM171 135V136H172ZM175 135H176V137H175ZM80 136V137H79ZM86 136V137H85ZM93 136V137H92ZM151 136V137H150ZM85 137V138H84ZM87 137H89V138H87ZM148 137V138H147ZM164 137V138H163ZM76 138L78 139V141L76 140ZM102 138V139H101ZM79 139H81V140H79ZM86 139H87V141H86ZM95 139V140H94ZM139 139V140H138ZM156 139H159V141L158 140H156ZM160 139H162V140H160ZM187 138H185V137H183L182 138V141H181V146L179 147V149L180 150H182L183 151V148H184V152H189L190 150L188 149L189 147H191V146H189L190 145V143H186L187 142V140H186ZM93 140V141H92ZM101 140V141H100ZM105 140V141H104ZM110 140V141H109ZM148 140H149V142H148ZM191 140V139H190ZM76 142V144L74 143V142ZM86 141V142H85ZM90 141H91V143H90ZM154 141V142H153ZM158 143H157V142ZM189 141V140H188ZM85 142V143H84ZM110 142V143H109ZM131 142V143H130ZM88 143H89V146H88ZM186 143V144H185ZM79 144V145H78ZM82 144V145H81ZM148 144H150V145H148ZM189 144V145H188ZM255 144V141H251L250 142V145L252 146V145H254ZM101 145V146H100ZM136 145V146H135ZM144 145V146H143ZM160 145V146H159ZM166 145V146H165ZM187 145H188V147H187ZM135 146V147H134ZM162 146V147H161ZM169 148H168V147ZM183 146V147H182ZM110 147V148H109ZM113 149V150H111L110 151V149ZM169 150H168V149ZM154 149V150H153ZM163 149V150H162ZM87 150V149H86ZM103 150V151H102ZM166 150V151H165ZM188 150V151H187ZM107 151V152H106ZM140 151V152H139ZM171 153H170V152ZM97 152V153H96ZM99 152H101V154H99ZM106 152V153H105ZM111 152V153H110ZM106 155H105V154ZM132 153H133V156H132ZM170 153V154H169ZM120 154H122V155H120ZM135 154V155H134ZM163 154V155H162ZM119 155L120 156H122V157H119ZM116 158H115V157ZM106 157V158H105ZM128 157V158H127ZM180 157H181V161H180ZM121 158H124V160L123 159H121ZM35 159L36 160H38V158H30L29 157V159L27 160V161H29L28 163H30V165H31V167H33L35 164H33L34 162H35ZM112 159V160H111ZM114 159V160H113ZM34 160V161H33ZM121 162H120V161ZM127 163H126V162ZM184 161H185V159H184ZM132 162V163H131ZM134 162V163H133ZM131 163V164H130ZM159 166H158V165ZM183 164V165H182ZM136 165V166H135ZM139 165V166H138ZM186 165V164H185ZM184 165V166H185ZM158 169V170H157ZM161 170V171H160ZM160 171V172H159ZM157 172V173H156ZM163 172V171H162ZM157 176V177H156ZM159 176V177H158ZM196 176H199L198 174L196 175ZM164 177V178H163ZM167 177V176H166ZM174 179V180H173ZM1 199V198H0ZM2 202H1V200H0V204H1ZM150 225V230L149 229H147L148 230V233H146V234H151V230H153L154 229V227L152 226V222L149 224ZM149 225H148V227H149ZM152 227V228H151ZM166 245L168 246V244L166 243ZM165 245V247H167ZM183 249H181L180 248V251H182ZM1 251V250H0ZM171 258V257H170ZM170 258H169V260H170ZM180 264V263H179ZM182 264V263H181Z\"/></svg>",
    "mask_w": 264,
    "mask_h": 264
},
{
    "label": "crops",
    "instance_id": "3",
    "mask_svg": "<svg viewBox=\"0 0 264 264\" xmlns=\"http://www.w3.org/2000/svg\"><path fill=\"white\" fill-rule=\"evenodd\" d=\"M147 1H144L142 3L149 4V1ZM58 3L59 0H0V36L6 35L5 30L7 29V27L9 28L14 24L21 25L25 21H30L34 18V16H36V14L42 12L43 9L56 7L58 6ZM104 3L108 5L136 6L134 9H131L130 12H123L115 18V20L120 21L125 16V19L121 20V22L123 21L122 28H127V22L129 21H132L131 23L129 22L132 28V23L140 19L139 15L136 16L139 13H136V11H138V2H136L135 0H105ZM150 3H153V1H150ZM134 11L136 14H133ZM130 14L133 16L131 17ZM126 15L128 16V18H131V20L128 19ZM130 31V33H133V29H130ZM130 36L132 37L133 34Z\"/></svg>",
    "mask_w": 264,
    "mask_h": 264
}]
</instances>
